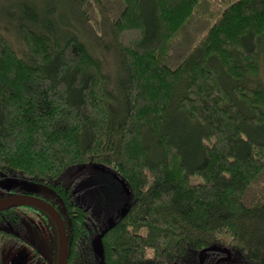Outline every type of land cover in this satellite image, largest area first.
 <instances>
[{
	"label": "trees",
	"instance_id": "trees-1",
	"mask_svg": "<svg viewBox=\"0 0 264 264\" xmlns=\"http://www.w3.org/2000/svg\"><path fill=\"white\" fill-rule=\"evenodd\" d=\"M0 22V181L62 199L68 264H264V0H17ZM91 165L129 189L113 227L67 187Z\"/></svg>",
	"mask_w": 264,
	"mask_h": 264
},
{
	"label": "flooded vegetation",
	"instance_id": "flooded-vegetation-1",
	"mask_svg": "<svg viewBox=\"0 0 264 264\" xmlns=\"http://www.w3.org/2000/svg\"><path fill=\"white\" fill-rule=\"evenodd\" d=\"M69 183L67 187H76L78 182L74 177ZM7 184H11V188ZM31 184L33 183L17 184L1 180L0 198L31 194L47 201L62 217L69 243V223L66 220L68 211L62 199L52 190L47 193L28 192L27 188ZM73 191L79 193L80 197L83 189L75 188ZM58 257V226L48 213L33 206L15 207L0 212V264H58ZM68 261L69 257L67 264Z\"/></svg>",
	"mask_w": 264,
	"mask_h": 264
},
{
	"label": "rangeland",
	"instance_id": "rangeland-1",
	"mask_svg": "<svg viewBox=\"0 0 264 264\" xmlns=\"http://www.w3.org/2000/svg\"><path fill=\"white\" fill-rule=\"evenodd\" d=\"M14 1L17 0H0V12L2 6L7 5L8 2L12 4ZM97 20L99 21L98 17ZM94 26L96 25L94 24ZM4 28L6 27H3L0 22V35L2 33L7 34ZM96 29L97 32L99 30L97 26ZM83 172H87L88 174L77 181L78 183L75 188L83 189L80 198L92 207L93 213L104 225H109L111 221L119 217V212L128 203L129 196L123 184L117 180L113 173L101 170L95 165L83 166V169H78V171L75 169L71 170L65 177L70 181L73 180L75 175H81ZM72 173H75V175L70 176ZM9 182L24 183L18 180Z\"/></svg>",
	"mask_w": 264,
	"mask_h": 264
},
{
	"label": "water",
	"instance_id": "water-1",
	"mask_svg": "<svg viewBox=\"0 0 264 264\" xmlns=\"http://www.w3.org/2000/svg\"><path fill=\"white\" fill-rule=\"evenodd\" d=\"M7 187L11 188V184H7ZM124 188L127 194H129L128 187L124 186ZM27 189L28 192H38V193H47L51 191L50 188L35 183L29 185ZM21 206H33L39 208L45 211L46 213H48L57 223L58 233H59L58 264H67L68 240L65 232L64 222L60 214L57 213L56 209L50 203L31 194H16V195H10L0 198V212ZM128 210H129V206L127 203L120 211V218H123L128 213ZM115 224H116L115 220L111 221L109 227H113ZM93 246L96 254L102 256L103 255L102 235L97 237Z\"/></svg>",
	"mask_w": 264,
	"mask_h": 264
}]
</instances>
